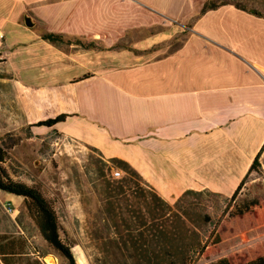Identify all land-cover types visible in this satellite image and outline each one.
Segmentation results:
<instances>
[{
  "label": "crops",
  "instance_id": "crops-1",
  "mask_svg": "<svg viewBox=\"0 0 264 264\" xmlns=\"http://www.w3.org/2000/svg\"><path fill=\"white\" fill-rule=\"evenodd\" d=\"M238 5L0 0V68L33 136L124 160L171 204L232 197L264 149V0Z\"/></svg>",
  "mask_w": 264,
  "mask_h": 264
},
{
  "label": "rangeland",
  "instance_id": "rangeland-1",
  "mask_svg": "<svg viewBox=\"0 0 264 264\" xmlns=\"http://www.w3.org/2000/svg\"><path fill=\"white\" fill-rule=\"evenodd\" d=\"M222 1L255 6L261 0ZM0 146L7 152L4 165L10 175L39 187L53 202L78 263L105 264L104 245L95 235H108L104 183L113 178L115 166L97 149L64 139L58 133L31 135L13 84L2 68ZM260 162L261 167L249 176L235 201L208 190H196L188 198L198 211L208 213L211 221L201 226L200 241L187 264H258L264 255V150ZM10 195L0 190V234L27 244L26 253L14 256L13 263L47 264L50 260L53 264H68L43 238L25 199ZM9 204L16 208L13 214L6 211ZM0 264H4L1 256Z\"/></svg>",
  "mask_w": 264,
  "mask_h": 264
},
{
  "label": "trees",
  "instance_id": "trees-1",
  "mask_svg": "<svg viewBox=\"0 0 264 264\" xmlns=\"http://www.w3.org/2000/svg\"><path fill=\"white\" fill-rule=\"evenodd\" d=\"M219 4L207 1L203 12ZM240 6V5H238ZM253 13L259 14L257 11ZM45 38L57 41L59 35L46 34ZM40 121L34 126H53L65 118ZM29 131L31 127H28ZM30 134L32 135L31 131ZM264 150V149H263ZM256 157L249 174L244 179L231 201H235L250 174L261 167ZM7 152L0 150V190L23 197L33 212L40 232L48 244L68 261L79 264L73 251V243L64 235L53 202L34 185L15 180L5 167ZM113 167L122 168L125 176L105 181L106 215L110 223L108 235H95L102 241L105 264H187L192 250L200 241L201 226L211 221L205 211L188 201L196 190H187L171 204L161 197L142 176L126 161L110 159ZM111 229H113L111 231ZM25 242L0 234V256L4 264H14V256L25 254ZM264 264V255L258 260Z\"/></svg>",
  "mask_w": 264,
  "mask_h": 264
},
{
  "label": "built area",
  "instance_id": "built-area-1",
  "mask_svg": "<svg viewBox=\"0 0 264 264\" xmlns=\"http://www.w3.org/2000/svg\"><path fill=\"white\" fill-rule=\"evenodd\" d=\"M4 37H5V34L0 31V49L3 47V43H4ZM0 150H1V146H0ZM123 170L120 169V168H114L112 170V177L113 178H116V179H121L124 177V174H123ZM6 211L10 214H13L14 212H16V208L15 206L9 204L8 206H6Z\"/></svg>",
  "mask_w": 264,
  "mask_h": 264
},
{
  "label": "water",
  "instance_id": "water-1",
  "mask_svg": "<svg viewBox=\"0 0 264 264\" xmlns=\"http://www.w3.org/2000/svg\"><path fill=\"white\" fill-rule=\"evenodd\" d=\"M26 21H27V23L31 22L29 17L26 19Z\"/></svg>",
  "mask_w": 264,
  "mask_h": 264
},
{
  "label": "bare ground",
  "instance_id": "bare-ground-1",
  "mask_svg": "<svg viewBox=\"0 0 264 264\" xmlns=\"http://www.w3.org/2000/svg\"><path fill=\"white\" fill-rule=\"evenodd\" d=\"M49 264H53L50 260H48Z\"/></svg>",
  "mask_w": 264,
  "mask_h": 264
}]
</instances>
